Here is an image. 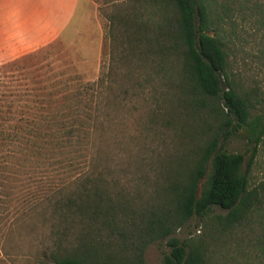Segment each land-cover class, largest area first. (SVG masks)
<instances>
[{
    "label": "trees",
    "instance_id": "trees-1",
    "mask_svg": "<svg viewBox=\"0 0 264 264\" xmlns=\"http://www.w3.org/2000/svg\"><path fill=\"white\" fill-rule=\"evenodd\" d=\"M107 33L109 63L119 55L131 81L120 93L110 65L45 103L41 86L0 87V206L23 166L55 165L79 172L45 188L57 229L46 264H145L164 239L159 264H264V0H128ZM129 93L148 103L143 127L173 132V146L142 148L116 176L97 144L103 109ZM240 136L245 151H230ZM194 217L198 232L177 236Z\"/></svg>",
    "mask_w": 264,
    "mask_h": 264
},
{
    "label": "rangeland",
    "instance_id": "rangeland-1",
    "mask_svg": "<svg viewBox=\"0 0 264 264\" xmlns=\"http://www.w3.org/2000/svg\"><path fill=\"white\" fill-rule=\"evenodd\" d=\"M126 2L128 0H78V9L70 12L66 23L68 33L62 36L50 33L49 43L44 40V30L41 32L37 29L39 20H35L33 30H26L28 40L0 54V78L8 80L12 86L21 85L23 87L17 89H26L31 93L34 92L31 91L33 84L41 86L46 90L42 94L44 97H40L43 99L41 103H45L50 88L62 89L63 93L68 86L78 82L91 83L110 65L115 73L113 94L120 93L119 89L128 87L131 81L124 76L127 68L122 65L119 55L110 64L109 52L112 48L109 46L107 30L109 17L116 16L117 8ZM25 23L27 28L32 26ZM35 39L37 42H32ZM115 52L119 51L116 49ZM59 76L63 79H60L61 83L55 81ZM57 96H52L51 100L57 99ZM30 97L27 94L18 95L15 99L18 105L14 107L22 109L30 102ZM114 101L103 109V117L107 114L110 117L105 123L104 141L97 144L102 151L97 161L100 164L109 163L115 171L114 175L121 176L122 167L129 166L128 171L133 169L134 161H138V153L140 155L144 151L142 148H158L169 152L173 143L166 134L174 133H163L162 130L152 132L143 127L148 119L149 106L140 97L129 93L125 100L118 98ZM245 143L241 136L236 137L231 141L229 149L245 151ZM246 153L247 156L250 154ZM77 172L71 170L62 175L59 166L55 165L26 164L22 167V180L10 183V198L0 206V264H46L42 253L57 229L50 213L51 208L45 209L49 205L47 198L52 194V191L45 188L47 185L67 186L75 181ZM36 200L40 206L27 208L35 204ZM198 228L199 220L194 217L176 234L180 238L185 237L196 234ZM165 243L166 239L146 248L145 264L160 263L162 251L168 250Z\"/></svg>",
    "mask_w": 264,
    "mask_h": 264
},
{
    "label": "crops",
    "instance_id": "crops-1",
    "mask_svg": "<svg viewBox=\"0 0 264 264\" xmlns=\"http://www.w3.org/2000/svg\"><path fill=\"white\" fill-rule=\"evenodd\" d=\"M75 9H78V0H0V54L11 46H17L22 41L28 40L26 30H33L35 20H39L37 29L45 32L46 43L51 41L50 33H57L60 36L68 33L66 23L70 18V12ZM25 22L32 26L27 28ZM61 77L55 78V81L61 83L63 81ZM0 87L21 89L23 86H12L2 77Z\"/></svg>",
    "mask_w": 264,
    "mask_h": 264
}]
</instances>
